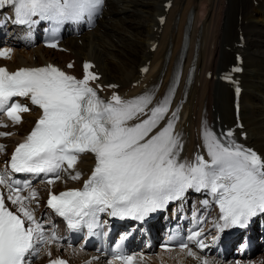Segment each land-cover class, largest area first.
<instances>
[{"label": "snow or ice", "instance_id": "obj_1", "mask_svg": "<svg viewBox=\"0 0 264 264\" xmlns=\"http://www.w3.org/2000/svg\"><path fill=\"white\" fill-rule=\"evenodd\" d=\"M102 4L103 0H0V6L13 7V22L20 25L36 23L34 17L56 25L85 17L91 20ZM49 46L56 47L54 43ZM10 51L0 50V57ZM91 67L84 63L80 79L51 64L13 72L0 67V112L19 124L20 114L30 109L14 98H26L40 109L35 126L11 154L8 167L12 173L43 174L50 177L49 185L61 179V172L79 180L80 173L69 170L75 168L80 154L95 157V166L82 188L49 192L47 206L67 220L70 228L86 224L91 230L99 214L105 212L121 219L143 220L189 189L213 197L220 214L214 222L217 231L246 227L252 218L264 214V158L237 144L231 130L217 135L202 126L206 156L181 160L183 146L174 131L177 113L169 116L170 96L154 106H150L153 100L149 94L123 99L113 93L106 101L90 86V81L99 79ZM0 127L7 125L0 123ZM7 135L10 133L0 132V136ZM3 148L0 145V151ZM0 186L8 193L6 198L0 193V264H27V257L39 250L37 245H51L57 237L46 234L33 214L30 205L37 193L30 182L21 187L19 181L0 172ZM25 190L27 195H22ZM201 234L193 232L190 239ZM197 243L201 250L206 247L202 240ZM185 250L198 264H211L186 244L181 246V251ZM44 251L51 255L47 248ZM135 260L131 255L113 256L118 264H135ZM49 264L67 262L57 258Z\"/></svg>", "mask_w": 264, "mask_h": 264}, {"label": "bare ground", "instance_id": "obj_2", "mask_svg": "<svg viewBox=\"0 0 264 264\" xmlns=\"http://www.w3.org/2000/svg\"><path fill=\"white\" fill-rule=\"evenodd\" d=\"M163 1L107 0L108 8L97 28L83 32L79 44L77 39H67L66 46L71 50L67 57L78 60L91 58L102 73L103 82H119L122 85L134 81L137 67L150 57L153 68L160 66L167 69L164 82L179 52L187 11L191 10L194 14L187 28L189 44L186 66L191 62L197 69L203 70L204 74L209 68L215 69L216 65L221 68L226 61H231V54L223 47L237 39L235 25L238 15H241V22L247 21L241 25L246 46L243 49L245 68L241 74L244 88L239 100L240 117L246 130L244 143L254 145L264 154V0H173L167 11L168 18L161 27L158 44L150 54L149 41L155 33L153 26L156 24V16L162 10L159 3ZM176 13L179 18L174 21ZM18 42L25 46L27 40ZM20 55L13 57L11 67L42 63L54 56L66 54L36 47L33 52L25 51ZM199 80L200 87L191 85L187 109L194 113L197 108L198 114L205 104L210 109L214 103L220 118L232 121V107L226 103L231 98L230 89L210 79L200 77ZM217 86L220 90L222 88L220 103ZM194 98L196 101L192 103ZM32 116V113L24 115L16 127L27 130ZM92 164V158L83 156L77 169L83 172ZM162 256L172 257L174 264L178 261L175 251ZM183 264L194 263L189 261Z\"/></svg>", "mask_w": 264, "mask_h": 264}, {"label": "rangeland", "instance_id": "obj_3", "mask_svg": "<svg viewBox=\"0 0 264 264\" xmlns=\"http://www.w3.org/2000/svg\"><path fill=\"white\" fill-rule=\"evenodd\" d=\"M160 14V13H159ZM217 93H218V103H220L221 102V96H222V93H221V90H222V88H221V90H220V87L219 86H217Z\"/></svg>", "mask_w": 264, "mask_h": 264}]
</instances>
